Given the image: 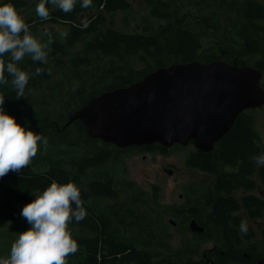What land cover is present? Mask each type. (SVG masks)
<instances>
[{
  "label": "trees",
  "instance_id": "obj_1",
  "mask_svg": "<svg viewBox=\"0 0 264 264\" xmlns=\"http://www.w3.org/2000/svg\"><path fill=\"white\" fill-rule=\"evenodd\" d=\"M143 1L150 6L149 17L155 28H145L137 34L121 33L107 25V16L131 11L129 0H92L88 8H82V0H77L74 11L67 14L49 4L50 18L47 20L36 15V6L40 3L37 0L32 13L23 19L29 25L30 33L46 45L47 63L33 62L25 56L17 64L29 76L25 96L16 98L7 72L8 83H0V96L4 97L3 110L8 115L16 122L20 121L21 126L26 125L27 129L47 138L48 143L46 147L42 142L39 144L36 156L21 173L9 172L0 179V226L23 222L21 232L27 230L30 225L20 215L24 205L32 202L53 180L60 184L73 182L80 190L87 216L79 223L73 220L68 230L72 232L73 228L81 227L87 235L78 236L72 232L71 238L77 242L78 251L70 255L67 262L231 264V258L215 255L214 249L209 251L212 259L204 256L196 260L193 256L202 242L213 239V229L225 233L226 246H234L238 235L229 224L242 218L237 211L235 192L240 189L253 191L259 182L264 184V167L253 163L264 154V145L253 122L250 127L240 120L235 122L213 152L205 154L201 151L188 162V166H197L212 174L215 184L207 185L202 181L186 184L185 204L158 206L167 216L183 223L195 219L205 228L203 234L189 233L190 241L185 240V247L174 253H168L166 249L173 239L171 229L165 226L155 230L153 224H148L149 211L143 214L136 211L141 207L140 202L129 196V188L121 187L105 168L112 159L114 146L91 138L81 121L70 126L66 124L77 110L102 93L129 87L154 70L171 66L163 63L166 56L184 64L200 61L198 56L204 49V37L193 25L221 38L222 45L228 43L231 48L240 49V57L235 58L232 65H248L264 73V5L258 0H212L214 11L210 12L202 0ZM3 3L12 4L17 11L27 8L24 0H2L0 4ZM48 23L64 24L67 32L61 36L47 32L51 36V43H48L49 35L39 37V27ZM222 45L214 41L215 48ZM3 59L7 63L8 57ZM202 60L211 63L221 59L212 51ZM37 67L44 69L41 75H35ZM25 103H31L37 113H24L22 105ZM52 117L57 118L55 123H52ZM191 143L197 145L194 141ZM132 149L159 152L167 148L154 144ZM238 164L242 165L240 171L234 168ZM230 166V170H225ZM91 172L92 177L88 179ZM122 196L126 197L123 202ZM98 200L100 204L93 206ZM242 201L249 218H264L261 197L246 195ZM145 206L149 207L150 203ZM2 228L0 239L8 247L2 249L0 256H9L11 244L18 235ZM117 228L123 233L135 230L147 243L141 247L129 243L115 235ZM155 244L161 246L159 251L153 248Z\"/></svg>",
  "mask_w": 264,
  "mask_h": 264
},
{
  "label": "water",
  "instance_id": "obj_2",
  "mask_svg": "<svg viewBox=\"0 0 264 264\" xmlns=\"http://www.w3.org/2000/svg\"><path fill=\"white\" fill-rule=\"evenodd\" d=\"M261 80L260 70L224 60L176 63L154 70L129 87L93 98L66 126L81 121L91 138L120 149L154 144L169 149L194 141L201 151L210 153L243 111L264 105ZM189 229L205 232L195 219ZM260 262L264 263V257Z\"/></svg>",
  "mask_w": 264,
  "mask_h": 264
},
{
  "label": "clouds",
  "instance_id": "obj_3",
  "mask_svg": "<svg viewBox=\"0 0 264 264\" xmlns=\"http://www.w3.org/2000/svg\"><path fill=\"white\" fill-rule=\"evenodd\" d=\"M76 3L77 0H40L36 15L41 20L49 19V4L71 13ZM91 5L92 0H82V8ZM45 35H49L48 43H51L50 34ZM45 47L30 33L29 25L12 4H0V83H8L7 72L17 99L25 96L29 81L28 74L17 66L18 62L29 56L33 62L46 64ZM43 72V68L35 69V75ZM3 104L4 97L0 96V179L9 172L21 173L36 156L39 144L42 142L46 147L48 143L47 138L18 124L3 110ZM257 163L264 164V155L257 157ZM35 197L20 213L30 228L19 233L11 244L10 255L0 257V264H67V258L78 251L68 225L73 220L79 223L87 216L79 188L73 182L60 184L53 180ZM240 230L247 232L246 223H241Z\"/></svg>",
  "mask_w": 264,
  "mask_h": 264
},
{
  "label": "rangeland",
  "instance_id": "obj_4",
  "mask_svg": "<svg viewBox=\"0 0 264 264\" xmlns=\"http://www.w3.org/2000/svg\"><path fill=\"white\" fill-rule=\"evenodd\" d=\"M27 3V8L23 10H18V14L22 19L27 18L37 2V0H24ZM131 2V11L128 14L118 13L114 16H107V25L114 30L121 33H141L145 31V28H155L154 22L149 17L150 6L145 3L143 0H129ZM207 7V9L212 12L214 11L211 6L212 0H202ZM261 4L264 5V0H258ZM2 2V0H0ZM227 19H222L225 21ZM230 20V19H228ZM231 21V20H230ZM193 28L196 32H199L203 35V44L204 49L200 52L198 60L203 61L205 55L215 51L221 60H224L230 64H235L233 60L240 57L239 48H231L228 43L222 45V39L213 36L211 33L206 31H200L197 29L196 25H193ZM40 38L45 36V33L49 32L58 36L67 32V27L64 24L54 25L48 23L44 26L39 27ZM214 41L219 42L222 46L220 48L214 47ZM231 60L232 62H230ZM163 63L165 65H171L175 62L173 58L164 57ZM237 63V62H236ZM247 63V60L244 61ZM100 64V62L98 63ZM154 64V63H153ZM151 63V65H153ZM22 110L27 115L30 113H37L36 108L33 107L31 103H25L22 105ZM256 125L258 132L261 137V142L264 145V107L255 112ZM52 123L57 121L56 117L51 118ZM18 124L21 125V122L18 121ZM27 129V126H23ZM114 152L111 162L105 165V168L110 171L113 178L116 182L123 188H129L128 195H132L135 200L139 201L141 204L140 208L135 210L143 214L144 211H149L150 217L148 224H153L155 230H162V228L169 227L172 232L173 239L170 243V246L166 247L168 253H174L175 251L185 247L184 241L189 240L192 233L189 230V222L183 223L179 220H176L170 216H167L161 213L158 206L172 207L173 205L181 206L186 203L185 192L186 189L183 188L184 185L190 182L191 177H195L196 180H202L205 175L198 171L191 170L188 165V159L190 157L191 151H193V146H173L170 148V153L162 156L158 153H148V152H136V153H127L121 156L116 155V148L114 147ZM264 155V154H263ZM117 160V161H116ZM116 161V162H115ZM169 163L175 164L178 166L177 171L172 177L166 174L163 171V167ZM92 177V172L90 173L88 179ZM130 185L131 187H128ZM259 185V183H258ZM262 191L261 197H264V185L259 187L256 190V195H259V192ZM143 197L139 199L137 197ZM126 199L125 196L121 197V202ZM101 201H96L92 205L96 206L100 204ZM129 204V202H127ZM147 203H150V206H145ZM99 212V211H98ZM174 220V221H173ZM177 222V223H175ZM21 224H9L1 225L3 230L15 232V236L19 235L22 230L23 222ZM261 222H258L254 227L256 233V239L253 241L254 252L251 254L255 258H259L263 255L264 244L261 240V236L257 234V227ZM0 226V230H1ZM213 239L208 242H202L198 250L194 253V259L200 260L204 258L212 259V255L209 253L211 249L217 248L219 251H228L226 246V241L222 236V232L213 229ZM72 232L75 235H87L86 231H83L81 227L73 228ZM71 230L70 233L72 234ZM117 237H123L129 243H133L141 247L143 244L147 243L145 238L140 237L135 230L128 231L123 233L120 228H117V231L114 232ZM160 244V243H159ZM8 247L7 244L0 239V252L2 249ZM160 245H154L153 248L160 250ZM248 251L246 247L241 249V252ZM7 257V256H0ZM67 264H71L67 262ZM232 264V263H231ZM264 264V263H263Z\"/></svg>",
  "mask_w": 264,
  "mask_h": 264
},
{
  "label": "flooded vegetation",
  "instance_id": "obj_5",
  "mask_svg": "<svg viewBox=\"0 0 264 264\" xmlns=\"http://www.w3.org/2000/svg\"><path fill=\"white\" fill-rule=\"evenodd\" d=\"M235 66H239V65H235ZM240 66H248V65H240ZM261 84L262 87L264 88V73H262V80H261ZM264 107V105L262 106ZM261 107V108H262ZM261 108H257V109H246L245 111H243L238 118L236 119V123L240 120V122H242L243 124H247L250 127V123L253 122L252 124L257 127L256 125V117H255V112H257L258 110H260ZM258 130V128H256ZM112 145V144H111ZM114 146V145H113ZM188 146H193L194 149L193 151H191L190 157L188 159V162H191V160L193 161V156L200 153L201 150L199 149L198 145H194L192 143H190ZM116 148V155L117 156H121L123 154H129V153H136L137 151L135 149H132L133 147H129L126 149H120L117 148L116 146H114ZM144 147V146H143ZM170 148L169 149H165L163 151H159V152H149L146 151L148 153H158L159 155L165 156L167 154L170 153ZM145 152V151H143ZM203 152V151H202ZM205 154H208L205 152ZM112 160H114L113 158L110 159L107 163L111 162ZM117 161V160H116ZM115 161V162H116ZM253 163L257 164V166L260 167H264V164H260L257 163L255 160H253ZM188 166V165H187ZM241 166L240 164H238V166L234 167L235 170H241ZM252 166V165H251ZM178 166H176L175 164L169 163L168 165L163 167V171L168 174L170 177H172V175H174L177 171ZM191 170L193 171H198L200 173H202L204 176V178L202 180H196L195 177H191L190 178V182H203L207 185H213L215 184L214 181V176L206 171H203L202 169H198L193 165L188 166ZM220 168L223 170V166L220 165ZM232 168V166L230 167H226L225 170H230ZM167 170L171 171L172 173H168ZM254 180L256 179V175L253 176ZM188 183V184H189ZM264 184H261L259 182V185H256L255 190L253 191H246L245 189H240L238 191L235 192L236 195V201L238 204V213L240 215H242V218L240 219L239 222H235L232 224H229V226H233L235 233L238 235V241H236L234 239V246H232L231 244H228V251H219L217 248H215L214 250H216V254H218V256L222 257V258H231L232 259V264H243L242 262H250V264H259V261L261 259H263L264 257V251H263V255L259 258H255L253 257L251 254L254 252L253 249V241L256 239V233L254 231V227L257 225L258 222H261L260 225L257 227L256 231L257 234L259 233L261 236V240L264 244V218H260V219H255V218H249L246 214V212L244 211V203L242 201V197L246 196V195H256V190L261 187ZM184 188V186H183ZM259 195L261 197L262 195V191L259 192ZM262 200H264V197H261ZM193 219H191L190 221H192ZM244 222L247 225V232H242L240 230V225L241 223ZM190 230V229H189ZM220 230V229H219ZM248 230L250 231V233H248ZM221 231V230H220ZM222 232V236L223 238L225 237V233L223 231ZM197 234V233H195ZM203 234V233H201ZM244 247L247 248L248 251H243L241 252V249H243ZM215 252V251H214ZM211 252V253H214ZM213 260L216 262V258H213Z\"/></svg>",
  "mask_w": 264,
  "mask_h": 264
},
{
  "label": "bare ground",
  "instance_id": "obj_6",
  "mask_svg": "<svg viewBox=\"0 0 264 264\" xmlns=\"http://www.w3.org/2000/svg\"><path fill=\"white\" fill-rule=\"evenodd\" d=\"M86 119H89L92 123H94V124H96V125H98V126H100L101 124H98L95 120H93V119H90V118H88V117H86ZM259 264H262L261 262L259 263Z\"/></svg>",
  "mask_w": 264,
  "mask_h": 264
}]
</instances>
